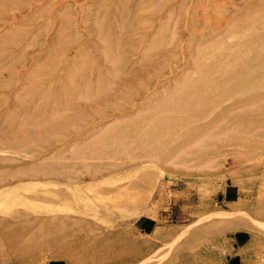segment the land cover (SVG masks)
<instances>
[{
  "label": "rangeland",
  "instance_id": "374dc122",
  "mask_svg": "<svg viewBox=\"0 0 264 264\" xmlns=\"http://www.w3.org/2000/svg\"><path fill=\"white\" fill-rule=\"evenodd\" d=\"M162 91L189 145L104 148ZM0 264H264V0H0Z\"/></svg>",
  "mask_w": 264,
  "mask_h": 264
},
{
  "label": "bare ground",
  "instance_id": "6f19581e",
  "mask_svg": "<svg viewBox=\"0 0 264 264\" xmlns=\"http://www.w3.org/2000/svg\"><path fill=\"white\" fill-rule=\"evenodd\" d=\"M191 79V78H190ZM95 81V80H94ZM99 82V81H98ZM96 83V82H95ZM97 84V83H96ZM167 85V84H166ZM168 86V85H167ZM160 86H157L156 89H158ZM162 87V86H161ZM160 87V88H161ZM165 87V86H164ZM177 85L175 86V89H176ZM107 89V88H106ZM144 89V88H143ZM105 90V89H103ZM102 90V92H103ZM165 91V89H164ZM161 95L160 99L158 102H156V98L155 100H151L152 103H150L149 107L146 105V107L144 108V110L146 111V113H150L149 114H146L144 116V122L146 123V120L149 122L147 125H142V122L141 120H133V121H129V122H126L125 124L122 123V127H120L118 129L117 126H114V127H111V131H116L119 135H115V136H110L111 133L110 131L108 130L110 126H112V124H116L118 123L117 121H111L110 123L107 122V123H103L102 124V127L100 128V130H102V132L99 134L101 136V138H103L104 140H107V145L104 146V148H185L187 145L189 144H185V145H182V147L180 145H177V146H171L168 141L169 140H172L173 139H177L178 136H179V132H182V131H179V130H183V129H186L185 128V125L189 124V123H192V122H195L196 120H200L203 118L204 114H202L201 112V105H197L196 103L194 104V102L190 99V98H187L186 100H181L178 102V101H175L176 99L172 100L170 98H168L166 95V93H164ZM107 92V91H106ZM148 92V91H147ZM155 92V91H154ZM157 92V91H156ZM155 92V93H156ZM97 93V91H96ZM101 93V92H100ZM104 93V92H103ZM111 93V92H110ZM114 95H117L118 94V91L115 90L112 92ZM138 93V92H137ZM146 93V92H145ZM153 93V94H155ZM152 94V95H153ZM172 94V93H171ZM95 95V93H94ZM105 95V94H104ZM109 95V94H108ZM188 96V95H187ZM79 97V96H78ZM106 97V96H105ZM131 97V96H130ZM138 97V96H137ZM189 97V96H188ZM202 97V96H201ZM81 98V97H80ZM86 98V97H85ZM99 100H101V97H98ZM136 98V97H134ZM134 98H131V100L127 101L132 104L137 105V103H142V101L138 102V101H135L136 99ZM145 98H149L148 100H150L152 98V96L148 95V97H145ZM110 99V98H109ZM128 99V98H127ZM178 99V98H177ZM88 100V99H87ZM98 100V99H97ZM98 100V101H99ZM123 100V99H122ZM147 100V99H146ZM179 100V99H178ZM199 100V99H198ZM90 101V99H89ZM93 101V100H92ZM102 102V101H101ZM123 102V101H121ZM126 102V103H127ZM145 102V101H143ZM124 103V102H123ZM198 103V102H197ZM211 102L209 101H206L205 102V105H210ZM101 104V103H100ZM192 104L195 105V108L197 107V111H195L193 114H188V115H179L178 111H180V107L183 106V105H186L184 106V109H189L192 107ZM121 106V105H120ZM188 106V108H187ZM186 107V108H185ZM245 107V106H244ZM129 108V107H128ZM122 109V108H121ZM91 110V109H90ZM138 110L140 111L141 109L138 108ZM136 110V111H138ZM143 112V109L141 110ZM140 111V112H141ZM141 112V113H142ZM162 112H168L169 114L166 115V116H158L157 114L158 113H162ZM135 113V112H134ZM138 113V112H136ZM135 113V114H136ZM125 115L126 112L123 111V112H120V114L116 115V117L114 116V118H119L121 115ZM128 114V113H127ZM131 115L133 117H135L136 115ZM139 114V113H138ZM178 114V115H177ZM109 115V114H108ZM108 115H105V118L108 117ZM126 117L124 119H127L129 118V116L125 115ZM130 116V118H131ZM177 116V117H176ZM122 117V116H121ZM124 117V116H123ZM122 118V120H124ZM170 120H176L177 121V124L172 127L171 130H169V127L166 125L165 122H170ZM102 123V122H100ZM99 123V124H100ZM89 124V123H88ZM91 124V123H90ZM99 124H95L94 125V128H88V130L86 129L82 135H78L76 137V140L78 141H87V139L89 140V138L93 137V134L94 132L96 131L95 129L99 126ZM119 124V123H118ZM215 124V123H214ZM117 127V128H115ZM147 129L146 131H144V129ZM207 128H209L207 125H204L202 126L201 128H198L197 130H194L193 133H194V137L195 136H200L202 132H204V130L206 131ZM231 128V127H230ZM99 129V128H98ZM81 131V130H80ZM99 131V130H98ZM98 131L96 132L97 134L95 135H98ZM104 131V132H103ZM106 131V132H105ZM168 133L167 134V137H166V142L163 143L162 141H160L159 139H154V140H151L150 137H153L155 136L154 133H156L157 136H159V134H164L163 132ZM179 131V132H178ZM210 131V130H209ZM208 131V132H209ZM184 132V131H183ZM185 133V132H184ZM188 133V132H187ZM206 133V132H204ZM202 134L201 136L204 137L205 134ZM230 133L229 131L227 132V134ZM207 135V134H206ZM205 135V136H206ZM216 135V134H215ZM214 135V137H216ZM177 136V137H176ZM200 136V137H201ZM213 137V136H212ZM211 137V138H212ZM213 137V138H214ZM206 137L202 138V139H205ZM100 139V138H99ZM197 139V138H196ZM199 137H198V141H199ZM217 139V138H216ZM218 140V139H217ZM196 141V140H195ZM194 143H198L197 145H200L202 143L203 140H200L201 143L199 144V142H195ZM158 142H162L161 144H159ZM192 142V141H191ZM205 142V141H204ZM76 143V142H75ZM149 144V145H148ZM155 144V145H154ZM192 144V143H191ZM190 144V146H191ZM194 145V144H193ZM72 146V145H71ZM76 146V144H75ZM83 147V146H82ZM86 148H93V146L91 145H87ZM101 153V152H100ZM104 154V153H103ZM102 154V155H103ZM177 154V153H175ZM100 154V156H102ZM174 155V154H173ZM99 156V157H100ZM104 157V155H103ZM105 157H112V155L110 154H107V156ZM145 158H148V159H155V158H158L157 154L154 153L153 151H149L147 153H145ZM159 159V158H158ZM156 160V159H155ZM171 160V158H170ZM172 161V160H171ZM169 161V162H171Z\"/></svg>",
  "mask_w": 264,
  "mask_h": 264
}]
</instances>
